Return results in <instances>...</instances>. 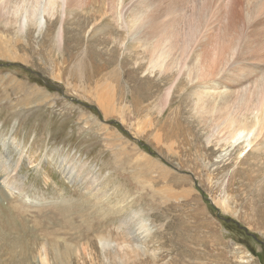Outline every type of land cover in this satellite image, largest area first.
<instances>
[{
  "label": "rangeland",
  "instance_id": "374dc122",
  "mask_svg": "<svg viewBox=\"0 0 264 264\" xmlns=\"http://www.w3.org/2000/svg\"><path fill=\"white\" fill-rule=\"evenodd\" d=\"M20 1L0 0V264H264V0L249 20L42 0L37 24Z\"/></svg>",
  "mask_w": 264,
  "mask_h": 264
},
{
  "label": "bare ground",
  "instance_id": "6f19581e",
  "mask_svg": "<svg viewBox=\"0 0 264 264\" xmlns=\"http://www.w3.org/2000/svg\"><path fill=\"white\" fill-rule=\"evenodd\" d=\"M6 2H9L10 0H5ZM18 1V0H17ZM29 1L30 0H22V1H20V2H22V3H19L20 4V6H21V4H22V8H20V6H18V9H17V11L15 12V13H17V12H19V14H23V15H26L25 14V12H27V14L28 15H26V16H28V18H33V17H35V18H37V20H36V24L38 23V22H40L39 21V19H40V15H39V17H37V13H38V11H40L41 10V2L40 1H42V0H33L32 2H34V4H33V6L31 5L30 6V8H27V5H28V3H29ZM50 1V0H49ZM256 1H261V0H256ZM11 2H12V0H11ZM60 2V1H59ZM58 2V3H59ZM214 4H215V6H217V0H214ZM246 2V4L244 5V3H243V5L245 6L244 7V9L243 10H246L245 12H244V17L247 19V20H249V19H251L253 16V14H254V10H255V8L257 7V3L255 2L254 3V0H246L245 1ZM18 3V2H17ZM37 3V4H36ZM53 3H54V1H53ZM259 3V2H258ZM262 3V2H261ZM24 4H26V6L24 5ZM263 4V3H262ZM40 7H39V6ZM51 5H54V4H52L51 3ZM59 5V4H58ZM236 5V4H235ZM38 6V7H37ZM55 6V5H54ZM54 6H51V9L54 7ZM214 6V7H215ZM242 6V5H241ZM210 7V6H209ZM208 7V8H209ZM260 7V6H259ZM20 8V9H19ZM56 8H57V6H56ZM243 8V7H242ZM212 9V8H211ZM210 10V9H209ZM213 10V9H212ZM256 10H257V8H256ZM264 10V9H263ZM262 10V11H263ZM15 11V10H14ZM208 11V10H207ZM216 10L214 9V11H212V12H214V13H216L215 12ZM211 12V13H212ZM259 12V11H258ZM240 13H243V12H240ZM261 13V12H260ZM259 13V14H260ZM18 14V13H17ZM263 14V13H262ZM43 15V14H42ZM238 16V15H237ZM255 16V15H254ZM23 17V16H22ZM215 17V16H214ZM264 17V16H263ZM262 17V18H263ZM185 18V17H184ZM244 19V18H243ZM264 19V18H263ZM256 20V19H255ZM254 20V21H255ZM5 21V20H4ZM183 21H185V20H183ZM248 22H252V21H248ZM248 22H246V23H248ZM31 24V23H30ZM46 24V23H45ZM236 24V23H235ZM183 25V24H182ZM185 25H189V23H185ZM38 26V25H37ZM191 26V25H190ZM182 27V26H181ZM180 27V28H181ZM185 27V26H184ZM192 27V26H191ZM190 27V28H191ZM229 28V27H228ZM227 28V29H228ZM189 29V27L186 29V30H188ZM193 29H195L194 27H193ZM192 28H191V31H193L194 32V30H193ZM185 30V29H184ZM190 30V29H189ZM189 30H188V32H187V36L189 35H191V34H188L189 33ZM180 31H182V30H180ZM228 31V30H227ZM196 32V31H195ZM179 33H181V32H179ZM204 34V33H203ZM200 36V34L198 33V30H197V33H196V36ZM264 45V44H263ZM262 50H264V47H262V49H261V52H262ZM213 57H215V56H213ZM230 59H231V57H230ZM230 59H229V61H230ZM194 60V59H193ZM192 60V61H193ZM196 60V59H195ZM164 61V60H163ZM181 62V61H180ZM196 62H197V60H196ZM229 63V62H228ZM180 65H181V63H180ZM194 65V64H193ZM191 66V65H190ZM181 67V66H180ZM186 68H189V67H186ZM194 68V67H193ZM196 68V67H195ZM192 69V68H191ZM193 70V69H192ZM190 71V70H189ZM187 72V71H186ZM191 73V72H190ZM196 73V72H195ZM244 75V74H243ZM191 76L192 77H190L189 76V78H192L191 80H196L197 78V76H195V75H192L191 74ZM242 76V75H241ZM250 76V75H249ZM188 77V76H187ZM191 80H190V82H191ZM253 83V82H252ZM253 85V84H252ZM256 86V85H255ZM250 90V89H249ZM244 91V90H243ZM251 91V90H250ZM240 92V91H239ZM242 92V91H241ZM246 92V91H245ZM264 92V91H263ZM220 93V92H219ZM261 94V93H260ZM259 94V95H260ZM258 95V96H259ZM263 95V94H262ZM262 95H260L261 97H263ZM220 96H221V94H220ZM251 96V95H250ZM253 96H255V99H256V95L254 94ZM252 96V97H253ZM220 98H222V100L223 101H225V100H227L228 99V97L226 96V95H222ZM235 98V97H234ZM212 99V98H211ZM259 99V98H258ZM262 99V98H261ZM260 99V100H261ZM200 100H202V99H200ZM209 100V99H208ZM245 100V99H244ZM260 100H258V101H260ZM217 101V100H216ZM215 101V102H216ZM222 101V102H223ZM208 102V101H207ZM214 102V103H215ZM237 102H238V100H237ZM261 103H263V99H262V101H260V104L259 105H261ZM264 104V103H263ZM262 106V105H261ZM223 107V106H222ZM226 107V106H225ZM224 107V108H225ZM245 107H247V106H245ZM264 107V106H263ZM209 108H211V106H209ZM220 108H221V106H220ZM212 111V110H211ZM225 112H226V110H224ZM262 111V110H261ZM217 112V111H216ZM212 113V112H211ZM220 113H222V112H220ZM201 114V113H200ZM215 114V113H214ZM261 114V113H260ZM218 116V115H217ZM260 116V115H259ZM219 117H221V118H223L222 116H219ZM219 117H217L218 119H219ZM219 121V120H218ZM231 121V120H230ZM215 123V122H214ZM228 126H230V125H228ZM254 127H255V124H253L251 127L249 126V125H246V126H243V124H241V125H239V126H237L234 130H233V132H232V134L228 137V138H230L229 139V141H228V145L230 146V147H234L235 145H239V144H242V143H244L245 142V144H246V146L247 145H249L250 144V142L248 141V137H249V135L252 133V131L254 130ZM23 199H25V198H23ZM27 201V200H26Z\"/></svg>",
  "mask_w": 264,
  "mask_h": 264
},
{
  "label": "trees",
  "instance_id": "16d2710c",
  "mask_svg": "<svg viewBox=\"0 0 264 264\" xmlns=\"http://www.w3.org/2000/svg\"><path fill=\"white\" fill-rule=\"evenodd\" d=\"M120 128V127H119ZM121 129V128H120Z\"/></svg>",
  "mask_w": 264,
  "mask_h": 264
}]
</instances>
